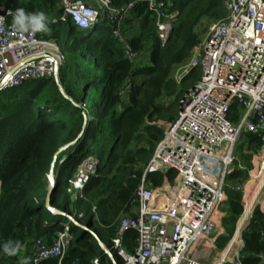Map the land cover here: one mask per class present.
<instances>
[{"label": "trees", "instance_id": "1", "mask_svg": "<svg viewBox=\"0 0 264 264\" xmlns=\"http://www.w3.org/2000/svg\"><path fill=\"white\" fill-rule=\"evenodd\" d=\"M135 1L109 0V7L120 10ZM157 1L165 4L166 13H177L164 45L157 35L156 17L145 3L136 4L121 24L131 52L147 54L145 65L130 62L123 44L113 35L115 25L107 20L89 30L67 20L49 25L46 32L66 56L58 80L26 82L0 92V245L8 241L23 245L14 257L0 251V264H20L23 249L29 250L38 239L50 244L64 230L66 216L71 213L76 218L69 225L70 241L63 259H49L43 264H89L94 258L102 264L123 263L111 250V240L121 216L130 212L143 168L163 138V128L156 123H170L176 118L180 100L199 79L193 71L178 89L170 75L198 46V25L204 19L217 21L226 16L218 0ZM1 3L13 12L17 8L43 12L48 19L57 9L54 0ZM56 15L59 17L61 11ZM162 97L177 101L168 106L159 104ZM262 147L259 135L246 134L239 142L237 152L245 169L234 170L228 177L225 217L221 220L224 234L216 240L219 252L231 241L243 212L242 193L234 186L248 179L250 153ZM88 158H96L99 166L81 196L66 190L61 193L62 183L68 184ZM165 176L173 183L176 172ZM165 176L153 174L149 179L153 185H160ZM48 202L53 211L48 209ZM261 233L264 214L256 209L242 233L241 264H263L259 258L264 256ZM137 238L134 230L125 233L122 247L127 253H134ZM103 249L110 252L113 262Z\"/></svg>", "mask_w": 264, "mask_h": 264}, {"label": "built area", "instance_id": "2", "mask_svg": "<svg viewBox=\"0 0 264 264\" xmlns=\"http://www.w3.org/2000/svg\"><path fill=\"white\" fill-rule=\"evenodd\" d=\"M54 1L61 15H51L48 25L70 20L79 29L89 30L107 20L115 25L113 35L132 63L137 55L131 52L121 24L134 6L145 3L155 15L162 45L177 15L166 13L165 4L157 0H137L120 10L111 9L109 0H95L97 7L89 4L91 0ZM218 1L225 18L209 24L189 60L174 67L170 75L178 86L193 71L199 79L180 100L176 118L164 125L163 138L143 168L130 212L121 216L111 240V250L122 264H206L200 260L199 249L205 250V242L216 248L228 177L234 170L245 169L238 161L237 147L246 134L259 135L263 147L250 153L248 179L234 187L242 193L243 212L231 241L211 264H241L242 233L256 209L264 214V0ZM10 12L0 4V92L26 82L57 79L66 61L62 48L52 39L17 32ZM98 166L96 158L86 159L68 181L67 193L81 196ZM169 171L176 172L173 183L165 176ZM153 174L165 176L162 184L153 185L149 179ZM66 218L64 230L50 244L38 239L29 250L25 247L20 264H43L49 259L60 262L70 241L69 225L76 217L70 214ZM129 230L138 235L133 254L122 247ZM103 250L113 262L110 252ZM259 258L264 263V256ZM89 264L102 262L94 258Z\"/></svg>", "mask_w": 264, "mask_h": 264}, {"label": "clouds", "instance_id": "3", "mask_svg": "<svg viewBox=\"0 0 264 264\" xmlns=\"http://www.w3.org/2000/svg\"><path fill=\"white\" fill-rule=\"evenodd\" d=\"M12 15V27L19 33H46L50 31L47 16L43 12L29 13L24 8H17ZM23 245L20 241H8L0 245V251L8 257L17 256Z\"/></svg>", "mask_w": 264, "mask_h": 264}, {"label": "rangeland", "instance_id": "4", "mask_svg": "<svg viewBox=\"0 0 264 264\" xmlns=\"http://www.w3.org/2000/svg\"><path fill=\"white\" fill-rule=\"evenodd\" d=\"M91 6H95L92 2H90L89 3ZM97 7V6H96ZM214 20H209V19H204L199 25H198V27L196 28V33H197V35H199L200 36V40H203L204 38H205V36H206V34H207V29H208V26H209V24L211 23V22H213ZM37 34V36H38V38L40 39V40H44V41H48V40H50V38H48V33H36ZM95 36H96V34L94 33V34H92V37L93 38H95ZM146 53L144 52V53H140L138 56H137V60H136V62H135V64H136V66H143V65H145L146 63H144L143 61H144V58H145V55ZM139 63H141V64H139ZM176 85V84H175ZM177 87H178V89H180L181 88V86L179 85H176ZM173 101H177L176 99H175V97H173V98H167V97H162V99H160L159 100V104H163V105H170L171 103H173ZM241 140V139H240ZM244 154L245 155H247L248 153L247 152H244ZM237 156H238V161H239V163L242 165V166H244V163H243V160H241L240 159V157H239V154H238V152H237ZM250 163H251V161H252V156L250 155ZM241 160V161H240ZM51 168V167H50ZM251 169H252V167H251ZM250 169V170H251ZM51 172H52V169H51ZM233 183H231V185H232ZM229 186H230V184H229ZM68 187V184L66 183V182H63L62 183V185H61V188H60V192L61 193H63L65 190H66V188ZM234 187H236V186H234ZM225 210H226V206H225V204L221 207V209L219 210V215H218V220H220L219 222H220V224H221V220H222V218L223 217H225ZM72 214V213H71ZM220 226H218V228H219ZM205 244H206V248H205V250L204 251H202V249H204V248H200L199 250H201L199 253L201 254V257H200V260L202 261V262H210V264L212 263V262H214V261H216L218 258H219V255L217 256V257H215L214 258V254H215V250L212 248V247H214V246H212L211 244H210V242H205ZM217 255V254H216ZM215 255V256H216ZM204 262V263H205Z\"/></svg>", "mask_w": 264, "mask_h": 264}, {"label": "crops", "instance_id": "5", "mask_svg": "<svg viewBox=\"0 0 264 264\" xmlns=\"http://www.w3.org/2000/svg\"><path fill=\"white\" fill-rule=\"evenodd\" d=\"M57 12H58V10L55 8L53 11H52V15H56L57 14ZM197 32V31H196ZM198 37H199V41H200V36L198 35ZM144 63H147V61H143ZM141 64V63H140ZM165 124H167V123H165V122H162V121H159V122H157V125H158V127H161V128H163L164 127V125ZM222 234H224V230L222 229V227H221V224H220V227L217 229V232H216V235H217V237H219L220 235H222ZM215 254H214V258L215 257H217L219 254H220V252L215 248ZM217 254V255H216ZM216 255V256H215ZM201 257V256H200ZM216 259V258H215ZM205 262V261H204ZM206 264H210V262H205ZM264 264V263H263Z\"/></svg>", "mask_w": 264, "mask_h": 264}, {"label": "water", "instance_id": "6", "mask_svg": "<svg viewBox=\"0 0 264 264\" xmlns=\"http://www.w3.org/2000/svg\"><path fill=\"white\" fill-rule=\"evenodd\" d=\"M172 32V31H171ZM171 34V33H170ZM56 81L58 80V78L57 79H55ZM49 183H50V187H51V189L53 188V186H54V180H53V178L50 176L49 177ZM50 196V195H49ZM75 199V197L74 196H72V200H74ZM48 200H49V197H48ZM47 207H48V209L50 210V211H53V209H52V207H51V205H50V203L48 202V204H47Z\"/></svg>", "mask_w": 264, "mask_h": 264}, {"label": "bare ground", "instance_id": "7", "mask_svg": "<svg viewBox=\"0 0 264 264\" xmlns=\"http://www.w3.org/2000/svg\"><path fill=\"white\" fill-rule=\"evenodd\" d=\"M251 186H249V188H250ZM243 221V220H242Z\"/></svg>", "mask_w": 264, "mask_h": 264}]
</instances>
